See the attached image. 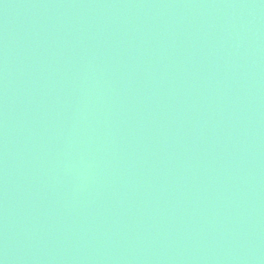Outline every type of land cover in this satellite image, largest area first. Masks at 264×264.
I'll return each mask as SVG.
<instances>
[{
    "label": "water",
    "instance_id": "obj_1",
    "mask_svg": "<svg viewBox=\"0 0 264 264\" xmlns=\"http://www.w3.org/2000/svg\"><path fill=\"white\" fill-rule=\"evenodd\" d=\"M0 264H264V0H0Z\"/></svg>",
    "mask_w": 264,
    "mask_h": 264
}]
</instances>
